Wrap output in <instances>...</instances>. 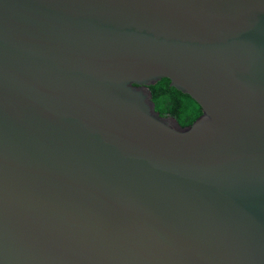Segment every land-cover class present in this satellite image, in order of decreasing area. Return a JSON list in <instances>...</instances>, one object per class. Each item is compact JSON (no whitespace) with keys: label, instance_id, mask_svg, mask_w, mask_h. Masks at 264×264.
<instances>
[{"label":"water","instance_id":"water-1","mask_svg":"<svg viewBox=\"0 0 264 264\" xmlns=\"http://www.w3.org/2000/svg\"><path fill=\"white\" fill-rule=\"evenodd\" d=\"M0 264H264V0H0Z\"/></svg>","mask_w":264,"mask_h":264},{"label":"trees","instance_id":"trees-1","mask_svg":"<svg viewBox=\"0 0 264 264\" xmlns=\"http://www.w3.org/2000/svg\"><path fill=\"white\" fill-rule=\"evenodd\" d=\"M155 111L161 117H171L180 127L190 126L200 115V107L187 95L169 87V81L162 79L149 87Z\"/></svg>","mask_w":264,"mask_h":264}]
</instances>
